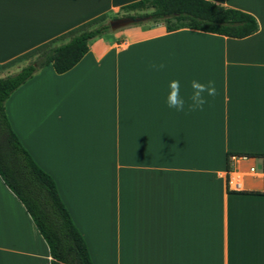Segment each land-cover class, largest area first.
Segmentation results:
<instances>
[{
  "label": "crops",
  "instance_id": "crops-1",
  "mask_svg": "<svg viewBox=\"0 0 264 264\" xmlns=\"http://www.w3.org/2000/svg\"><path fill=\"white\" fill-rule=\"evenodd\" d=\"M136 1L0 0V65ZM207 1L249 14L256 32L231 39L129 25L90 42L62 74L42 68L4 102L91 264H264V0ZM194 79L217 89L203 111L188 110ZM172 80L182 112L166 102ZM232 155L247 160L230 164ZM0 264H49L1 179Z\"/></svg>",
  "mask_w": 264,
  "mask_h": 264
},
{
  "label": "trees",
  "instance_id": "trees-1",
  "mask_svg": "<svg viewBox=\"0 0 264 264\" xmlns=\"http://www.w3.org/2000/svg\"><path fill=\"white\" fill-rule=\"evenodd\" d=\"M119 10L121 16L100 14L0 65L3 69L21 60L29 61L16 73L0 78V179L46 244L49 264L91 263L54 182L34 164L10 130L4 112L9 95L46 66L55 74L71 69L87 52L89 43L109 32L108 22L117 18L138 19L132 25L148 23L147 28L160 24L166 32L188 29L231 39L248 37L257 30L249 14L207 0H138Z\"/></svg>",
  "mask_w": 264,
  "mask_h": 264
},
{
  "label": "clouds",
  "instance_id": "clouds-1",
  "mask_svg": "<svg viewBox=\"0 0 264 264\" xmlns=\"http://www.w3.org/2000/svg\"><path fill=\"white\" fill-rule=\"evenodd\" d=\"M151 70L161 71L165 65L163 63H152L149 65ZM192 95L190 97L191 103L188 105L189 111H203L204 105L207 103V97H215L217 89L214 81H208L206 84L198 80L191 82ZM167 105L169 108H174L178 112L185 109V100L180 95V81L172 80L169 82V92L167 95Z\"/></svg>",
  "mask_w": 264,
  "mask_h": 264
},
{
  "label": "water",
  "instance_id": "water-1",
  "mask_svg": "<svg viewBox=\"0 0 264 264\" xmlns=\"http://www.w3.org/2000/svg\"><path fill=\"white\" fill-rule=\"evenodd\" d=\"M139 20L138 19H131V18H117L114 20H110L108 22V27L110 31H115L120 28L132 25L137 23Z\"/></svg>",
  "mask_w": 264,
  "mask_h": 264
},
{
  "label": "built area",
  "instance_id": "built-area-1",
  "mask_svg": "<svg viewBox=\"0 0 264 264\" xmlns=\"http://www.w3.org/2000/svg\"><path fill=\"white\" fill-rule=\"evenodd\" d=\"M237 159H240V160H247V156H235V155H232V156H229L228 157V162L231 164L232 161L234 160H237ZM231 170V169H230ZM229 170V171H230ZM250 171H253V169L251 168ZM232 180L227 179V188L228 190H231V191H238L240 189V184L237 180H234L231 182Z\"/></svg>",
  "mask_w": 264,
  "mask_h": 264
},
{
  "label": "rangeland",
  "instance_id": "rangeland-1",
  "mask_svg": "<svg viewBox=\"0 0 264 264\" xmlns=\"http://www.w3.org/2000/svg\"><path fill=\"white\" fill-rule=\"evenodd\" d=\"M147 12H148V11H147ZM142 13H143V12H127V13H125V14H127V15H133V14H142ZM122 14H123V12H118V13H117L118 16H121ZM112 15H113V14H109L108 17H111ZM147 24H148V23H144V24H142L141 26L146 27ZM28 62H29L28 60H21V61H19L20 65H22V66L27 65Z\"/></svg>",
  "mask_w": 264,
  "mask_h": 264
}]
</instances>
